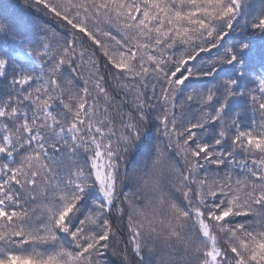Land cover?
<instances>
[{
  "label": "snow or ice",
  "instance_id": "snow-or-ice-1",
  "mask_svg": "<svg viewBox=\"0 0 264 264\" xmlns=\"http://www.w3.org/2000/svg\"><path fill=\"white\" fill-rule=\"evenodd\" d=\"M0 264H264V0L0 8Z\"/></svg>",
  "mask_w": 264,
  "mask_h": 264
},
{
  "label": "trees",
  "instance_id": "trees-1",
  "mask_svg": "<svg viewBox=\"0 0 264 264\" xmlns=\"http://www.w3.org/2000/svg\"><path fill=\"white\" fill-rule=\"evenodd\" d=\"M16 3H17V0H0V8H10V6ZM129 167H131V165H129ZM125 190L127 191V189Z\"/></svg>",
  "mask_w": 264,
  "mask_h": 264
}]
</instances>
